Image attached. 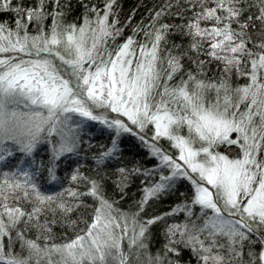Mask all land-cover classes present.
Wrapping results in <instances>:
<instances>
[{"label": "snow or ice", "instance_id": "1", "mask_svg": "<svg viewBox=\"0 0 264 264\" xmlns=\"http://www.w3.org/2000/svg\"><path fill=\"white\" fill-rule=\"evenodd\" d=\"M136 11L0 0V264H264V0ZM85 120L157 163L90 147Z\"/></svg>", "mask_w": 264, "mask_h": 264}, {"label": "trees", "instance_id": "2", "mask_svg": "<svg viewBox=\"0 0 264 264\" xmlns=\"http://www.w3.org/2000/svg\"><path fill=\"white\" fill-rule=\"evenodd\" d=\"M119 4L122 6V8L125 11H130L132 8H137L135 18L137 20L140 19V17L147 11L148 7H151L152 4L155 2V0H118ZM139 6V7H138ZM78 11V10H77ZM0 18L7 19L8 15L4 12H0ZM127 35V32L125 33ZM176 39H179V37H176ZM211 67H215V65H212ZM211 75V73H209ZM244 81L241 80L240 83H243ZM81 134L84 135V138L88 140L90 147H95L96 149H99L101 147L105 146V137L108 138L109 143L113 146L114 150L123 154V159L125 161L130 162H142L146 166H151L156 164V160L153 156L148 154V151L146 148L140 143V141L135 137L132 133H124V134H118V136L115 134V132L110 131V133L105 131H99L96 130L93 126H89L88 128H81ZM115 137V139H113ZM40 154L44 153V148H41L39 150ZM82 155V154H81ZM39 158V156L37 157ZM77 155L75 152L70 153L67 156V159H76ZM96 163H108L113 164V158L111 157H105L100 156L96 160ZM26 166V165H25ZM118 166V165H114ZM63 173H58L55 180H46L43 184L44 190L47 191H58V184L57 181L59 180L60 176H62ZM174 188H176L179 192L184 191V184L181 181H177L174 185ZM128 191V199H131L133 196H135L137 199L139 198V183L136 181H133L127 188ZM176 193L169 191L168 193L162 195L160 197L159 202L154 206V211H164L167 210L168 206L175 202L174 197ZM124 207H127V201H125ZM56 230L60 231V226H56ZM70 232L71 229H68Z\"/></svg>", "mask_w": 264, "mask_h": 264}, {"label": "rangeland", "instance_id": "3", "mask_svg": "<svg viewBox=\"0 0 264 264\" xmlns=\"http://www.w3.org/2000/svg\"><path fill=\"white\" fill-rule=\"evenodd\" d=\"M89 126H93L96 130H99V131H105V132H108V133H110V131L114 132V130L106 129L104 125L100 124L97 121L85 120V121H82L81 124L79 125L80 129L81 128H88ZM124 133L125 132L115 133V134L118 136V134L121 135V134H124ZM127 133H130V132H127Z\"/></svg>", "mask_w": 264, "mask_h": 264}]
</instances>
